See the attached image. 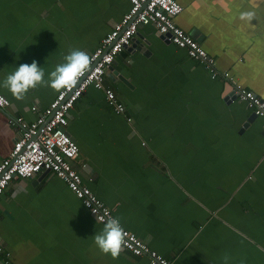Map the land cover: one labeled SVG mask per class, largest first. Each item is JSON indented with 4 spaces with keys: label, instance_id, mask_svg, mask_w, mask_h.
I'll return each mask as SVG.
<instances>
[{
    "label": "crops",
    "instance_id": "obj_1",
    "mask_svg": "<svg viewBox=\"0 0 264 264\" xmlns=\"http://www.w3.org/2000/svg\"><path fill=\"white\" fill-rule=\"evenodd\" d=\"M177 1L175 22L264 99V0ZM128 8V0H0V84L21 64L36 61L47 78L70 49L90 54ZM134 37L104 76L125 112L92 86L69 111L74 167L172 264H224L225 256L264 264L263 119L242 128L251 110L230 83L211 79L154 26ZM0 92L10 101L0 113L1 160L19 133L8 115L32 121L58 91L37 87L23 100ZM103 227L56 175L14 177L0 194V264H148L125 249L116 259L103 254L94 244Z\"/></svg>",
    "mask_w": 264,
    "mask_h": 264
},
{
    "label": "built area",
    "instance_id": "obj_2",
    "mask_svg": "<svg viewBox=\"0 0 264 264\" xmlns=\"http://www.w3.org/2000/svg\"><path fill=\"white\" fill-rule=\"evenodd\" d=\"M128 2V10L90 52L89 68L75 85L59 90L32 121H27L21 115H8L9 124L17 127L19 133L9 153L0 160V194L14 177L26 179L39 172L48 171L66 183L97 222L104 225L109 218H117L113 210L85 184L81 173L74 167L79 145L67 131L68 114L90 86L103 92L106 104L114 113L125 112L126 108L115 91L105 85L104 76L115 56L131 44L132 38L142 25L154 26L160 35H166L171 43L184 49L189 57L203 65L211 79L220 78L230 83L236 99L244 102L248 109L264 121V99L237 83L229 71L218 69L214 57L207 53L196 38L175 22V17L182 12V6L177 0ZM9 104V99L0 92V113L4 112ZM31 110L37 111V108L33 106ZM127 121H131V117H127ZM124 229L127 235L123 249L134 256L146 258L148 264H172L169 259L150 248L136 233L125 227ZM0 252H4L1 247ZM5 255L9 256L7 252Z\"/></svg>",
    "mask_w": 264,
    "mask_h": 264
},
{
    "label": "clouds",
    "instance_id": "obj_3",
    "mask_svg": "<svg viewBox=\"0 0 264 264\" xmlns=\"http://www.w3.org/2000/svg\"><path fill=\"white\" fill-rule=\"evenodd\" d=\"M253 13L244 12L240 18L251 19ZM91 63L89 54L79 48L70 49L63 57V62L55 66L45 78V71L38 67L37 62L21 64L8 74L0 86L11 92L16 100H23L30 89L47 87L59 91L75 85L78 79L88 70ZM127 233L119 218H109L103 229L94 236L95 246L105 255L113 259L120 256L125 244ZM229 257H224V264H228Z\"/></svg>",
    "mask_w": 264,
    "mask_h": 264
},
{
    "label": "water",
    "instance_id": "obj_4",
    "mask_svg": "<svg viewBox=\"0 0 264 264\" xmlns=\"http://www.w3.org/2000/svg\"><path fill=\"white\" fill-rule=\"evenodd\" d=\"M162 38H166V35H160ZM135 39V37L132 38L131 42H133ZM132 46H134V44H132ZM128 47V46H127ZM126 47V48H127ZM108 68H111V65L108 66ZM114 74H116V72H114ZM257 116L254 114V112L251 111V113L249 114V116L245 119V121L242 123V128L247 127L254 118H256ZM262 134L264 135V129L262 131ZM73 138V137H72ZM74 139V138H73ZM44 174L48 173V171H43Z\"/></svg>",
    "mask_w": 264,
    "mask_h": 264
}]
</instances>
